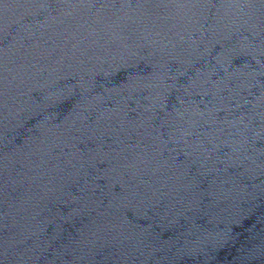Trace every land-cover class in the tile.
Instances as JSON below:
<instances>
[{
    "label": "water",
    "instance_id": "obj_1",
    "mask_svg": "<svg viewBox=\"0 0 264 264\" xmlns=\"http://www.w3.org/2000/svg\"><path fill=\"white\" fill-rule=\"evenodd\" d=\"M0 264H264V0H0Z\"/></svg>",
    "mask_w": 264,
    "mask_h": 264
}]
</instances>
